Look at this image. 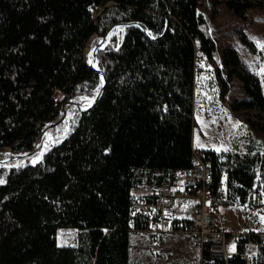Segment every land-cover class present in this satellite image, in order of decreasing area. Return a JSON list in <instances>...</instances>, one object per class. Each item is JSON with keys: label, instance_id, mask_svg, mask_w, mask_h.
Segmentation results:
<instances>
[{"label": "trees", "instance_id": "obj_1", "mask_svg": "<svg viewBox=\"0 0 264 264\" xmlns=\"http://www.w3.org/2000/svg\"><path fill=\"white\" fill-rule=\"evenodd\" d=\"M200 2L0 0V151L11 157L33 150L63 103L97 95L100 76L84 55L92 36L96 44L116 24L138 22L152 38L134 25L121 27L120 39L111 35L97 52L106 79L97 103L82 114L72 108L68 131L38 164L0 167V264H130L134 190L166 186L194 163L195 46L209 63L215 50L200 30ZM225 5L240 16L264 8V0ZM240 39L254 51L242 31ZM230 52L227 79L238 77L246 95L232 110L264 113L259 79L239 70ZM221 89L224 95L225 81ZM205 153L213 162V204L223 195L246 203L258 158ZM61 230H75L76 244L59 245Z\"/></svg>", "mask_w": 264, "mask_h": 264}, {"label": "rangeland", "instance_id": "obj_2", "mask_svg": "<svg viewBox=\"0 0 264 264\" xmlns=\"http://www.w3.org/2000/svg\"><path fill=\"white\" fill-rule=\"evenodd\" d=\"M226 1L228 0L200 2L199 12L205 19L200 30L214 39L215 50L212 52L209 65L198 70L204 72L202 81L195 83L197 88L193 98L192 146L195 151L204 153L205 151H213L221 155L238 153L258 158L255 182L246 203L240 204L237 199L229 201L223 195L221 204L212 203L211 216L214 227L226 233L263 232L264 113L257 109L232 110L231 105L235 101L245 99L246 95L242 92V81L238 77L227 79L226 69L233 66V53L230 51H234L241 62L239 70L254 74L259 79L264 92V48L257 47V42L264 43V8H250L239 16L225 5ZM240 31L253 43L254 51L241 41ZM113 32L111 35L117 39L123 34L121 27ZM111 35L103 42V48ZM95 40L96 36H92L87 42L84 52L87 62L90 61L93 49L101 38L96 44H94ZM223 81L227 83V91L224 95L221 92ZM91 99L86 97L76 102L85 106ZM72 108L66 112L64 121L55 129L54 134L50 132L51 137L43 142V149L29 159L31 162H35L43 151L45 152L57 138L68 131ZM0 155L6 158L12 156L9 149L0 151ZM221 177V190L225 194V174ZM150 189L148 186H139L133 194L145 193ZM77 234L75 230L59 231L58 244L65 246L76 244ZM130 242V264H198V246L189 236H166L164 246L159 251L135 233L130 235ZM133 242L136 245H133Z\"/></svg>", "mask_w": 264, "mask_h": 264}, {"label": "built area", "instance_id": "obj_3", "mask_svg": "<svg viewBox=\"0 0 264 264\" xmlns=\"http://www.w3.org/2000/svg\"><path fill=\"white\" fill-rule=\"evenodd\" d=\"M195 49L194 71L198 72L204 67ZM192 150L193 165L179 169L173 182L132 195L130 232L146 235L152 244L164 235L192 237L198 245V264H229L234 257L242 264H264V231L232 234L214 227L213 162L203 151Z\"/></svg>", "mask_w": 264, "mask_h": 264}, {"label": "water", "instance_id": "obj_4", "mask_svg": "<svg viewBox=\"0 0 264 264\" xmlns=\"http://www.w3.org/2000/svg\"><path fill=\"white\" fill-rule=\"evenodd\" d=\"M128 25H134L136 27H138L141 32L148 37L149 39H152L148 32L141 26L140 23L138 22H122L119 24H116L115 26H113L105 35L104 37L101 38V40L98 42V44L96 45V47L93 49L92 55H91V59L88 62L89 66L95 70L99 76H100V80H101V85H100V89L99 92L97 93V95L85 106L81 105L80 103L76 102V101H67L65 103H63L61 105V112L60 115L49 125L47 126L41 133L40 139L38 141V143L36 144V146L33 148L32 151L24 154V155H15L13 157H7L6 161L7 162H18L20 163V165L18 166H11V165H4V164H0V167H4V168H13V167H23L26 165H36L41 161V158L43 156V154L45 153L44 151L40 154V156L38 157V159L35 162H31L29 159L39 150H42L43 148V137L46 133L51 132L54 128L58 127L65 119L66 116V108L67 107H73L74 109H76L79 113H85L87 111H89L96 103L97 101L100 99V97L102 96V93L104 91V86L106 83V79H105V75L104 73L99 69L98 67V62H97V52L103 48V45L112 33L113 30H115L116 28H120V27H124V26H128ZM29 160V161H27ZM24 162V163H22Z\"/></svg>", "mask_w": 264, "mask_h": 264}, {"label": "crops", "instance_id": "obj_5", "mask_svg": "<svg viewBox=\"0 0 264 264\" xmlns=\"http://www.w3.org/2000/svg\"><path fill=\"white\" fill-rule=\"evenodd\" d=\"M204 72V71H203ZM202 71H199V72H195L194 71V94H193V98H194V96H195V92H196V85H195V83H198V81H202V78H203V76H202V73H203ZM192 142H193V131H192ZM193 145V144H192ZM149 188H152V187H149ZM136 235H139V236H142L145 240H147L148 242H149V240H148V237L146 236V235H144V234H140V233H135ZM166 236H173V235H164V236H162V237H160L158 240H157V243L156 244H152V243H150L151 244V246L153 247V248H156V251H159V249H161L163 246H164V238L166 237ZM179 236V235H178ZM194 239V238H193ZM195 240V239H194ZM196 241V240H195ZM196 243H197V241H196ZM129 245H131V242H129ZM133 245H136L134 242H133ZM198 246V245H197ZM137 247V246H136ZM158 247V248H157ZM199 251V250H198ZM131 254V253H130ZM156 255H157V253H156ZM199 256V255H198ZM130 262H131V256H130Z\"/></svg>", "mask_w": 264, "mask_h": 264}, {"label": "bare ground", "instance_id": "obj_6", "mask_svg": "<svg viewBox=\"0 0 264 264\" xmlns=\"http://www.w3.org/2000/svg\"><path fill=\"white\" fill-rule=\"evenodd\" d=\"M196 45H197V44H196ZM196 47H197V52H198V51H199V50H198L199 48H198V46H196ZM200 53H201V52H200ZM201 59L203 60V67H206V66L209 65V61H208L206 58H204L203 56H201ZM69 108H70V107H69ZM69 108H68V109H69ZM67 111H68V110H67V108H66V112H67ZM50 137H51L50 132L46 133V134L44 135V137H43V142L48 141V139H50ZM17 163H18V162H15V161L7 162V161H6V157L0 155V164L11 165V166H18Z\"/></svg>", "mask_w": 264, "mask_h": 264}, {"label": "snow or ice", "instance_id": "obj_7", "mask_svg": "<svg viewBox=\"0 0 264 264\" xmlns=\"http://www.w3.org/2000/svg\"><path fill=\"white\" fill-rule=\"evenodd\" d=\"M149 35H151V33H149ZM253 39H255V38H253ZM257 47L264 48V43L257 42ZM0 183H3V181L0 180ZM232 250H234V249H232Z\"/></svg>", "mask_w": 264, "mask_h": 264}]
</instances>
